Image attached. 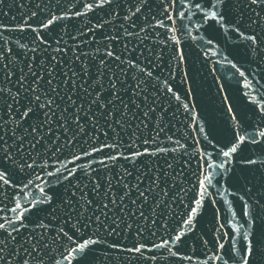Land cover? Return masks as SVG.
<instances>
[{
	"label": "snow or ice",
	"instance_id": "6c2138e0",
	"mask_svg": "<svg viewBox=\"0 0 264 264\" xmlns=\"http://www.w3.org/2000/svg\"><path fill=\"white\" fill-rule=\"evenodd\" d=\"M2 2L3 0H0V3ZM41 2L43 8L39 25L33 26L25 20L23 25L15 29L24 31L26 25L36 33L33 43L36 44L38 41L41 48L46 37L41 39L40 32L43 29H50L58 20L86 16L88 12H95L97 9L102 11L107 9L113 18L123 13L121 18L130 20L138 13L143 15L146 7L151 8L149 0H84L73 12L71 6H74L78 0H55V3L63 4L58 14L57 11L49 9V4L53 0H48L47 3H44V0ZM177 5H179L178 10ZM37 7L41 8V5L38 4ZM160 8L164 19L159 20L154 27L165 29V38L160 41L161 45L165 48L174 46L170 59L175 61L174 67L181 68L182 81L187 83L184 77L188 74L183 69L184 52L180 48L182 39L177 35L178 32L186 33L193 41H199L197 46L206 56L211 53L212 56L218 57L212 61L213 65L230 67L235 70L234 74L244 78L243 87L247 89L244 95L253 97L248 103L255 105L253 111L257 122L248 126L251 128L250 131L244 128L242 132L243 117L237 119L240 113H233L232 105L227 104L228 97L223 95L222 102L226 105L224 110L231 122V133L225 142L221 144L215 136L211 140L208 139L211 135V126L208 132H205L203 124L195 127L200 136L193 137L194 143L198 145L201 139L207 142L205 149L196 148L198 156L197 182L194 185L196 192L188 202L186 213L179 222L178 228L172 230L167 239H162L159 243L153 242L154 248L167 249L170 256L180 260H191L193 257L181 255L177 246L184 241L189 232L194 230L196 218L204 208V201L213 196L210 189H215L216 196L229 204L226 196L220 195L221 191L228 196L242 192L243 194L238 198L242 202L243 216L246 217L247 225L242 233V244L238 248L236 240L233 239L230 245L232 256L226 259L227 253L220 254L225 245L220 242L221 237L218 236L217 251L211 258L219 261L220 264H228L229 259L233 260V264H264V91H262L264 85L260 84L258 79L253 85L248 79L249 76L255 79L253 73L248 72L246 75L247 70H242L237 62L230 59L232 53H226L217 43L218 36L223 35L225 43L234 42L237 47L242 46L245 54H250L253 58L252 62H255L259 68L260 64L264 63V0H161ZM36 15L37 13L33 12L31 17ZM177 20L181 21L179 29L175 26ZM167 21H171V24ZM96 27L102 28L103 24H97ZM10 30L0 25V37L5 31ZM88 30L94 31V28L90 27ZM194 31L195 35H193ZM205 33L208 35L206 36ZM124 35L132 36L133 33L124 28ZM108 38L117 39L115 36ZM70 39L75 37L70 36ZM55 43L57 47L52 50L60 53L61 59L63 53L73 52L74 59L80 61L79 70L65 69L62 79L56 81L55 69L59 61L52 56L51 59L56 63L45 66L44 61H40L37 66L44 69V74L34 70L29 62L27 72L23 68L19 69L21 75L15 81L19 86L15 90L0 87V102L4 105V115L0 116V264H13V259L16 257L20 258L18 264H29V260L36 264H44V256H49L51 264H93V246L108 244L101 234V229L107 235L118 234L120 221L110 217L107 211L94 213L95 219L93 215H86L88 206L94 201L87 198L85 188L88 186L80 183L81 176L89 180L92 191L99 193L104 186L97 176L92 175L97 171L93 167L94 164L108 167L109 161L123 159L134 162L141 156L177 150L176 147L164 148L157 145L155 152H149L147 149L139 151L137 150L139 145L133 147L135 144L133 141L127 145L130 152L118 151L121 145L117 139L119 133L116 132V127L124 129L136 116V111L141 112L146 119H153L151 114L156 112V106L160 102L156 94H162L160 99L169 103L173 100L178 102V107L183 108L192 121L197 120L195 104L189 107L192 103L189 99L191 86H188L182 98L173 90L170 83L175 79L174 72L170 71L164 78L154 76L148 67L133 63L127 57L121 59L120 55L114 54L110 46L106 45L104 48L106 57L111 58L113 62L119 61V64L126 63L128 68L136 69L134 75L136 83L134 86H129L131 91L129 100L136 111H131L129 103L121 95L122 90H129L123 80L126 71H114L111 65L106 68L104 66L106 61L101 58L100 64L96 67L95 78L89 81L85 79L89 73L88 63L81 60L82 56L88 54L83 51L76 52L67 41H63L64 46H60L62 38L56 39ZM20 47L33 54L37 51L35 46L28 48L27 45L22 44ZM99 51L100 49L97 48L94 55ZM11 52V48L3 50L0 46V70L9 69V64L3 61ZM31 59H35V55L30 61ZM154 59L159 61L161 57L156 55ZM149 63L151 64L152 61ZM211 71L215 72V67ZM11 75L12 70L4 72L6 78H10ZM29 75L31 79L28 78ZM149 87L153 89V93L148 92ZM222 89L223 85H218V92H222ZM105 92L108 93L107 96L104 95ZM137 97L140 98V103L136 102ZM141 104L144 105L143 108ZM82 119L97 135H90L85 129V124L81 123ZM102 127L105 128L102 134L106 138L109 136L108 128H111L112 138L111 141L105 139L98 144L96 141L99 140ZM81 134L87 138L83 142L78 139ZM152 142L155 143L154 138ZM148 143V139L141 141V145ZM172 143L184 147L179 140ZM83 144H88V147H83ZM37 145L43 148V156L35 151ZM77 146L81 148L79 152L75 150ZM62 149H67L68 155L58 156ZM106 149L111 151L105 152ZM96 153H105L107 159L97 158ZM257 153L260 155H256ZM88 157H92V160L88 161ZM50 159L53 161L51 164L48 162ZM78 161L80 163H77ZM237 168L238 171L234 170ZM77 171L81 175H77ZM127 175L129 173L125 171L121 180ZM18 176L23 178L18 181ZM136 179L135 185L124 184L127 191L121 196L119 204L116 202L115 193H111V180H109V187L100 193L108 203H102L101 207L107 209L110 203L121 210L128 208L124 196L130 197L135 191L136 199H130V203L136 208L129 209L125 216H136L139 213L140 217H144L143 206L147 203L149 195L155 193L152 206L155 214L156 208L160 207L167 195L164 188H160L159 192L156 191L160 176L150 177L151 184L143 189L140 188L143 181L139 176ZM225 182L237 186L238 192L229 191L225 187ZM161 193L164 195L161 196ZM140 198L143 199L137 204L136 200ZM211 202L215 203V200L211 199ZM164 207L169 208L170 203H165ZM101 216L104 217L103 220ZM144 220L147 223L148 218L144 217ZM151 223L155 224L156 220L153 219ZM66 224L70 225L69 231H72V235L65 230ZM93 224L96 225L95 228H92ZM126 227L131 229L132 225L127 224ZM164 227L167 228V224H164ZM142 231L137 229V239L131 247L120 248L115 243L108 246L143 257L149 248L139 239ZM233 231L239 232L240 229L234 227ZM224 235L226 236L227 233ZM56 250L62 260L50 255ZM21 253L24 255L21 256Z\"/></svg>",
	"mask_w": 264,
	"mask_h": 264
},
{
	"label": "water",
	"instance_id": "95a60500",
	"mask_svg": "<svg viewBox=\"0 0 264 264\" xmlns=\"http://www.w3.org/2000/svg\"><path fill=\"white\" fill-rule=\"evenodd\" d=\"M47 2L48 0H44V3ZM83 2L84 0H78L74 6H71L72 11H76ZM149 3L151 4L150 9L146 7L143 15L138 13L137 16L132 17L130 20H123L121 18L123 13H121V16L113 18L107 12V9L103 11L97 9L95 12H88L86 16L81 15L71 19L58 20L50 29H43L40 32L41 39L46 37L44 46L41 48L38 41L36 44L33 43L36 33H33L26 25H24V31L15 30L23 25L25 20H28V23L33 26L39 25L42 14L41 9L43 8L41 0H3L0 3V25L11 30L5 31L3 36L0 37V46H2L3 50L11 48L12 52L3 61L9 64V69L0 70V87L15 90L19 86L15 83L17 77L21 75L19 69L23 68L27 72L29 62H31L34 70H38L41 74H44V69L37 68V66L40 64V61H44L45 66L56 63V61L51 59L52 56H55L59 61L55 69L56 81L62 79L63 70L65 69L76 68L79 70L80 61L74 59L72 51L63 53V59H61V54L52 50L57 47L55 41L58 38H62L60 46H64L63 41H67L68 45L73 46L76 52L83 51L88 54L87 56H82L81 60L88 63L89 73L85 79L89 81L95 78L96 67L100 64L101 58L106 61L104 65L106 68L111 65L114 71H126L127 74L124 75L123 80L125 87L129 90H122L121 95L129 103L131 111H136L129 100L131 95L129 86H134L136 83L134 79L136 69L128 68L126 63L119 64V61L113 62L111 58L106 57L104 55L106 45L110 46L114 54L120 55L121 59L127 57L133 63L148 67L154 76L158 75L160 78H164L169 75L170 71L174 72L175 79L171 80L170 83L173 90L181 95L182 98L188 86H191L189 99L192 103L189 107L195 104L194 111L197 120L195 122L192 121L188 113L183 108L178 107V102L173 100L169 103L167 100L160 99V95L162 94H156V98L160 102L156 106V112L151 114L153 119H146L142 116L141 112L136 111V116L129 122V125H126L124 129L117 126L116 132L119 133L117 139L121 145L118 151L130 152L131 150L127 145L133 143V141H135L133 147L139 145L137 149L139 151L147 149L149 152H155L157 145L164 148L176 147L177 150L175 152L168 151L151 156H141L134 162L123 159L109 161L108 167L94 164L93 167L97 171L93 172L92 175L97 176L104 186L99 190V193L91 190V184L86 177L81 176L80 181L82 185L88 186L85 188L87 198L94 201L93 204L88 206L86 215L107 211L110 217H115L120 221V228L117 230L118 234L107 235L101 229V234L108 244L115 243L120 248L131 247L136 242L137 229L139 228L143 230L139 234V239L148 245L149 250L144 253L143 257H140L137 254L120 251L117 248L109 247L108 244L101 243L93 246V264H220L219 261L211 258L217 251V237H221L220 242L225 245L220 254L224 255L227 253L225 258L228 259V257L232 256L230 245L233 239L236 240L237 247L239 248L242 244V233L244 228L247 227L245 223L246 217L243 216V205L238 198L243 193L238 192V187L228 182H225V187L229 191L238 192V195L228 196L227 193L221 191L220 195L226 196L230 202L229 204L225 203L219 196H216L215 189H210L213 193L211 199H214L215 203H212L211 199L204 201V208L196 218L194 230L189 232L184 241L177 246L179 253L183 256H192L191 260H180L172 257L169 255L167 249H155L153 242L159 243L162 239H167L172 230L178 228L179 222L186 213V206L196 192V188L194 187L197 182L196 173L198 169L196 148L205 149L207 142L201 139L198 145L194 143L193 137L200 136L195 127L203 124L205 132H208L209 126H211V135L208 139L211 140L215 136L216 140L223 144L230 136L231 122L228 120V114L224 110L226 105L222 102V96L226 95L228 97L227 104L232 105L233 113H240L237 119L239 120L243 117L244 127L241 129L242 132L244 128H248L249 125L257 122L253 111L255 105L248 103L253 97L244 95V92L247 91L242 83L244 78L239 77L238 74H234V69L226 66L222 67L220 64L213 65L212 61L218 59V57L212 56L211 53L206 56L197 46L199 41H193L186 33L178 32L177 35L181 36L182 39L180 48L184 52L183 69L188 74L187 77H184L187 83H184L182 81L183 73L181 68L174 67L175 61L170 59L174 46L165 48L160 44V41L165 38V29L154 27L159 20L164 19V14L160 8L161 0H149ZM38 4L41 5V8L37 7ZM62 7L63 4H57L55 0L49 4V9L57 11L58 14ZM178 9L179 5H177ZM81 10L85 11L84 9ZM33 12L37 13L35 17H31ZM153 16L156 18L152 19ZM29 17L31 18L29 19ZM105 21H108V23H105ZM167 23L171 24V21H167ZM97 24H103V27H96ZM180 24L181 21L177 20L176 28L179 29ZM122 25L123 27H121ZM90 27L94 28V31H89ZM124 28H127L133 35H124ZM193 35H195V31ZM205 35L207 36L208 34L205 33ZM70 36H74L75 39H70ZM109 36H115L117 39L110 40ZM217 43L219 47L225 49L226 53H232L230 59L237 62L242 70H247L246 75H248V72L253 73L255 79L252 76L248 77L253 85H255L257 79L260 81V84L264 85V71H261V69H264V63H261L258 68L257 64L252 62L253 58L251 55L245 54V49L242 46L237 47L234 42L225 43L223 35L218 36ZM22 44L27 45L28 48L35 46L37 47V51L33 54L31 51L21 48L20 45ZM97 48L100 51L94 55ZM33 55H35V59H31L30 61ZM156 55L161 57L159 61L154 59ZM149 61H152V63L150 64ZM213 67L216 69L215 72L211 71ZM9 70H12V75L10 78H6L4 72ZM229 76L231 78H228ZM28 78L31 79V76L29 75ZM221 84L223 85L222 92H218V85ZM148 92L153 93V89L149 87ZM104 95L107 96L108 93L105 92ZM169 95L171 94L169 93ZM73 98L75 99L76 96L74 95ZM136 102L140 103L139 97H137ZM143 107L144 105L141 104V108ZM3 108V102H0V116L4 115ZM141 121H144V123H141ZM81 123L85 124V129L89 131L90 135H97L94 130L90 129L85 120L82 119ZM137 125H139L138 128ZM104 130L105 128L102 127L99 133V140L96 141L98 144L105 139L111 141V128H108L109 136L107 138L102 134ZM248 130L250 131L251 128H248ZM153 138L155 143L152 142ZM78 139L83 142L87 138L81 134ZM143 139H148L149 143L141 145ZM176 140H179L180 144L184 147L174 145L172 142ZM215 142L213 141V143ZM43 143L42 141L41 144ZM89 143H91L90 140ZM82 146L88 147V144H83ZM25 147L27 148V144ZM75 150L79 152L81 148L77 146ZM208 150L210 151L211 148L209 147ZM35 151L40 152L41 156L44 154L41 145H37ZM110 151V149L105 150V152ZM57 155H68V150L62 149ZM95 155L97 158L107 159L105 153H96ZM256 155H260V153ZM87 160L91 161L92 157H88ZM48 162L51 164L53 161L50 159ZM77 163L80 162L78 161ZM71 166L69 165V167ZM234 170L238 171V168ZM125 171L129 175L121 180V176H123ZM77 175H81V173L77 171ZM155 175L160 176L159 187L156 191L159 192L160 188H164L167 191V195L160 207L156 208L155 214L152 207L155 193L149 195V199L142 209L144 217L148 218L147 223H145L144 217L139 216V213L136 216H125V213L129 209L135 210L136 208L135 205L130 203V199H136L135 191L130 194V197L124 196V202L128 204V208L121 210L110 203L107 209L101 207L102 203H108V200L100 193H103L104 189L109 187V180H111V193H115L116 202L119 204L121 196L127 191L124 187L125 183L129 184V186L135 185L137 183L136 178L139 176L143 181L140 184V188L143 189L151 184L150 177ZM22 178L18 176L17 180L19 181ZM163 195L161 193V196ZM156 198L158 199L159 197ZM142 199H137L136 203L140 204ZM165 203H170V207L165 208ZM93 219H95V215H93ZM101 219L103 220L104 217L101 216ZM153 219L156 220L155 224L151 223ZM106 222L110 223V221ZM53 223L56 222L53 221ZM127 224H131L132 228L128 229L126 227ZM164 224H167L168 227L165 228ZM64 227L66 231H69V224H66ZM95 227L96 225L93 224L92 228ZM234 227L239 228L240 231L234 232ZM224 233H227V235L225 236ZM69 234L72 235V231H69ZM23 255L21 253V256ZM50 255H55L57 260H62V257L58 255V250L53 251ZM19 259V257L14 258L13 264H18ZM43 260L44 264H51L49 256H44ZM29 264H36V262L29 260ZM228 264H233V260L229 259Z\"/></svg>",
	"mask_w": 264,
	"mask_h": 264
}]
</instances>
